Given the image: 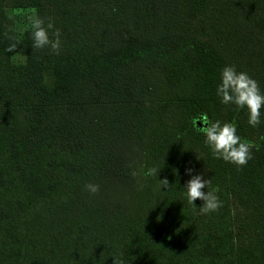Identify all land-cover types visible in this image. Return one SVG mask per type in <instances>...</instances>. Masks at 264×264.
<instances>
[{
	"label": "trees",
	"instance_id": "1",
	"mask_svg": "<svg viewBox=\"0 0 264 264\" xmlns=\"http://www.w3.org/2000/svg\"><path fill=\"white\" fill-rule=\"evenodd\" d=\"M9 7L51 21L59 53ZM226 65L264 92V0H0V264H264V108L253 128L221 103ZM205 117L259 145L247 165L213 156ZM189 168L218 212L187 203Z\"/></svg>",
	"mask_w": 264,
	"mask_h": 264
},
{
	"label": "clouds",
	"instance_id": "2",
	"mask_svg": "<svg viewBox=\"0 0 264 264\" xmlns=\"http://www.w3.org/2000/svg\"><path fill=\"white\" fill-rule=\"evenodd\" d=\"M30 25L32 47L34 49L50 48L55 53H59L61 47V32L54 29V24L49 21L45 26L44 19L36 14H30L27 17ZM53 37L50 38L49 30H53ZM15 41V37H11ZM16 48V43L9 46V51ZM216 94L220 97L221 103L225 105H235L237 110H247L248 124L255 128L261 124V109L264 108V92L261 91L259 82L249 76L247 72L237 71L232 65H226L221 70L220 83L217 85ZM198 131L205 137V144L210 148L216 159H222L225 162L235 164L238 168L247 165L252 159V149H258L259 145L246 142L237 133V126L234 123L221 122L220 120L211 121L204 118V126ZM264 139V137H261ZM160 171V170H159ZM159 171L156 168H150L144 173L145 177L157 176ZM191 176L184 187L185 196L189 205H195L197 199L203 201L199 207L200 214L206 215L212 212H218L223 207V201L216 194L217 189H209L210 179H205L204 174L192 175L193 169L186 170ZM131 175L136 178L140 173L133 170ZM161 188H168L169 180L167 178L159 179ZM85 189L92 195L100 191V186L95 183L85 185ZM236 209H232V215L235 216ZM115 257L113 264H125L120 255Z\"/></svg>",
	"mask_w": 264,
	"mask_h": 264
},
{
	"label": "rangeland",
	"instance_id": "3",
	"mask_svg": "<svg viewBox=\"0 0 264 264\" xmlns=\"http://www.w3.org/2000/svg\"><path fill=\"white\" fill-rule=\"evenodd\" d=\"M8 13H10L12 16H14L16 20V28H17V34L18 38L20 39L23 35V33L30 28V25L27 22V17L30 14H36V10L34 8H7ZM13 60L15 62H21L25 63L27 57L17 51H13ZM232 209H236L235 216L232 215L233 222L235 224V227L238 228L241 218L243 216V211L239 208V206L236 204L234 200H231Z\"/></svg>",
	"mask_w": 264,
	"mask_h": 264
}]
</instances>
